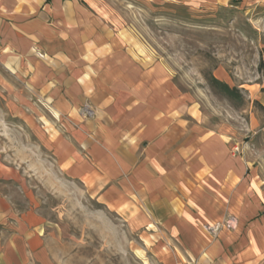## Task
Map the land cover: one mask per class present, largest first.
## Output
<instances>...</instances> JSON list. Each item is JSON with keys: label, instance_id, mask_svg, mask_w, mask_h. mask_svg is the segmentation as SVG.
<instances>
[{"label": "crops", "instance_id": "crops-1", "mask_svg": "<svg viewBox=\"0 0 264 264\" xmlns=\"http://www.w3.org/2000/svg\"><path fill=\"white\" fill-rule=\"evenodd\" d=\"M87 5L0 0V57L45 107L34 108L39 123L17 115L67 179L159 229L167 264H264V215L244 213L252 187L241 162L219 156L184 107L152 102L153 75ZM14 180L0 162V264H55L45 226L3 193ZM228 212L243 217L235 229L209 232Z\"/></svg>", "mask_w": 264, "mask_h": 264}, {"label": "rangeland", "instance_id": "rangeland-1", "mask_svg": "<svg viewBox=\"0 0 264 264\" xmlns=\"http://www.w3.org/2000/svg\"><path fill=\"white\" fill-rule=\"evenodd\" d=\"M89 3L99 24L153 75L152 102L184 107L187 120L219 140V156L241 162L252 187L245 197L251 211L244 213L251 220L264 215L254 206L264 210V0ZM15 77L0 57V162L16 179L2 190L17 210L31 211L45 226L55 264L169 263L159 229L134 223L136 211L115 210L62 174L25 116L17 115L21 108L27 122L39 123L34 108L43 104ZM215 79L236 89V99L223 94ZM238 218L241 213H225V228L208 231L234 230L231 222Z\"/></svg>", "mask_w": 264, "mask_h": 264}, {"label": "trees", "instance_id": "trees-1", "mask_svg": "<svg viewBox=\"0 0 264 264\" xmlns=\"http://www.w3.org/2000/svg\"><path fill=\"white\" fill-rule=\"evenodd\" d=\"M214 84L223 92V94H225L229 98L236 99L238 94V91L236 89L231 88L226 83L220 82L217 79L214 80Z\"/></svg>", "mask_w": 264, "mask_h": 264}, {"label": "built area", "instance_id": "built-area-1", "mask_svg": "<svg viewBox=\"0 0 264 264\" xmlns=\"http://www.w3.org/2000/svg\"><path fill=\"white\" fill-rule=\"evenodd\" d=\"M237 150H238V148H237Z\"/></svg>", "mask_w": 264, "mask_h": 264}]
</instances>
